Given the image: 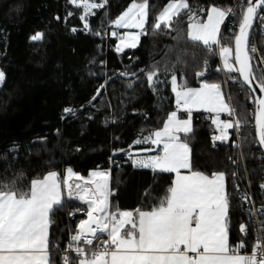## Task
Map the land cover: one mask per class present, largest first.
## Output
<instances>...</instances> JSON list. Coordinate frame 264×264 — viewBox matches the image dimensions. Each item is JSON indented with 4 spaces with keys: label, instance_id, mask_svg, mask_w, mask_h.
I'll return each mask as SVG.
<instances>
[{
    "label": "trees",
    "instance_id": "1",
    "mask_svg": "<svg viewBox=\"0 0 264 264\" xmlns=\"http://www.w3.org/2000/svg\"><path fill=\"white\" fill-rule=\"evenodd\" d=\"M169 1L148 0L147 34L141 35L137 47L117 52L118 38L106 36L105 31H115L113 21L132 0H107L103 8L88 16L87 30L80 19L82 9L69 0H0V69L5 73L0 86V181L17 178V187L24 191L32 179L51 171L63 180L68 168L85 178L100 170L112 175L117 191L113 210H150L165 197L173 173L134 167L127 152L150 148V143L135 141L161 128L175 109L173 73L186 87L201 82L223 87L216 53L190 40L187 33L194 19L205 20L210 7L227 9L236 0H187L190 11L174 18L171 28L162 25L153 29L155 17ZM239 12L240 5H236V27L224 29L221 36L226 46H233ZM36 33L43 37L33 41ZM257 39L264 58V33ZM154 68L159 69L154 78L159 82L150 86L147 73ZM137 71L132 78L120 75ZM201 71L206 74L198 76ZM255 71L261 72L256 65ZM105 83L106 88L98 92ZM230 94L243 124L242 154L248 176L260 196L264 153L256 138L254 98L240 77L230 84ZM65 108L73 111L66 113ZM212 118L203 112L193 114V132L186 138L192 169L209 175L226 174L231 245L243 240L246 249L253 250L257 235L236 189V175L245 181L241 154L233 135L227 141L213 142L212 137L219 132ZM83 207L64 196L62 204L50 213L52 264H64L60 249L84 216L79 211ZM72 211H77L74 220L70 218ZM241 224L247 226L246 236L239 231Z\"/></svg>",
    "mask_w": 264,
    "mask_h": 264
},
{
    "label": "snow or ice",
    "instance_id": "2",
    "mask_svg": "<svg viewBox=\"0 0 264 264\" xmlns=\"http://www.w3.org/2000/svg\"><path fill=\"white\" fill-rule=\"evenodd\" d=\"M69 2L82 9L84 14L80 19L87 30L88 16L94 15L95 9L103 8L107 0ZM148 7V0H132L130 6L113 21L117 28L139 30L122 35L113 31L112 36L119 39L117 52L137 47L141 35L147 34ZM184 10L190 11L187 0H170L155 17L153 29L159 30L162 25L171 28L174 18ZM262 10L264 0H246L240 6L239 31L233 37L234 47L222 44L220 38L221 25L230 15H236L231 8L212 6L207 10L206 22L193 18L187 33L190 40L201 42L208 50L213 45H219L223 69L239 73L252 93L256 92L253 82L264 93V71L257 74L253 65L252 54L257 49L249 46V33L254 21L259 18L264 23ZM42 37V33H36L31 39L37 41ZM158 75V68L147 73L150 86L159 82L154 79ZM197 75L204 76L205 73L201 71ZM4 80L5 73L0 70V85ZM171 87L177 111L167 116L160 130L135 141L136 144L150 143L160 151L147 157L137 154L132 161L137 168L175 174L165 197L147 211L113 210L110 172L100 170L92 171L85 178L68 168L63 180L57 172L51 171L42 178L32 179L24 191L17 187V178L0 181V264H50V213L63 202L65 193L62 185L67 189V197H74L87 205V219L79 222L77 233L71 237L74 243L68 245V249L76 253L77 264H264V241L259 237L251 254H242L246 248L243 240L234 246L229 243L230 198L226 174L213 172L209 175L192 170L191 149L186 140L193 132L194 110L215 114L212 124L219 134L212 137L214 143L227 141L230 138L229 129H239L241 119L227 103L219 83L203 82L199 88H189L178 83L173 73ZM253 102L256 138L264 147V95L255 96ZM180 110L187 114V118L178 116ZM64 111L73 110L65 108ZM221 113H227L234 119L222 120ZM181 134L185 139L181 138ZM129 155L132 156L131 153ZM181 170H188V174H182ZM73 179L76 182H70ZM241 200L248 201L250 197L245 193ZM239 231L246 236L247 226L241 224ZM101 234L107 238L101 240ZM94 241L100 246L91 254L80 246L81 242L90 246ZM64 264H70L67 255L64 256Z\"/></svg>",
    "mask_w": 264,
    "mask_h": 264
},
{
    "label": "built area",
    "instance_id": "3",
    "mask_svg": "<svg viewBox=\"0 0 264 264\" xmlns=\"http://www.w3.org/2000/svg\"><path fill=\"white\" fill-rule=\"evenodd\" d=\"M245 3H246V0H236L234 5L230 8L233 9V12H234V7L236 5L241 6L242 4H245ZM261 15H264V10L261 11ZM235 27H236V22L234 20V15H230L225 20L224 24L222 25L220 38L224 32V29L227 28L229 30H233ZM260 33H264V23H262L261 20L258 18V19H256V23L254 26V30L252 33L251 42H250L249 46L255 47L257 49V51L255 53H253L252 56L254 58V61L257 64V67H259V70L264 71V61L262 60V51H261V48L259 46V42L257 39L258 34H260ZM109 34H111V33L108 30H106L105 35L109 36ZM210 51L215 52L217 55L218 67L221 71L223 84H224L225 91L227 93L228 101H229L230 106L235 109V107L232 104V100H231L230 84L237 81L239 74L235 73V72L229 73L227 70L223 69V61L219 55V45L212 46V49ZM100 64L102 65L103 63H100ZM204 73L206 74V71H204ZM106 86H107V84L105 83L103 85V87L106 88ZM229 119H234V117H229L227 115V113H225V115H223V117H222V120H229ZM242 128H243V124L239 129H237V128L229 129L230 136H232V135L235 136L233 143H234V146L237 147V149L239 150V152L241 154V159H242L244 170H245V181H242L238 175L235 176L236 177V189L238 191L239 198H240V201L242 203L243 209L251 216L252 224H253V227L255 229L257 237H259L262 241H264V200L262 199V195H264V188H261V185H264V179L259 186V195L260 196H257L255 191L253 190V186H252L250 178L248 176V172H247L245 161H244L243 154H242V150H243L242 149V143H241V139L243 137ZM159 151H160V149L158 150V152ZM70 182L74 183L76 181L73 179V181H70ZM110 188L114 192V195H112L110 197V201L112 204L113 198L117 195V191L113 187L111 174H110ZM63 189H64L65 197H67V195H66L67 189L64 187H63ZM245 193L248 194V196L250 197V200H248V201H242L241 200L242 194H245ZM67 198L70 200L76 201V202L80 203L81 205H84L85 207H83V208H81V210H79L81 212V214H83L84 216L78 220L77 225H76V230L69 233L68 240L65 243V246L60 249V254H61V258H62L63 262H64V256H66V255L70 257V261L73 258H77L76 253L74 251L68 249V245L70 243H74V242H72L71 237L77 233L79 222L81 220L87 219V216H86L87 205L84 204L83 201H80L74 197L73 198L67 197ZM76 216H77V211H72L70 214V218L74 220L76 218ZM106 238L107 237L105 234L100 235L101 240L106 239ZM94 242H95L94 246L86 245L83 242H81L80 246L84 247L86 249V251H88L89 254H91L92 251L97 250V248L100 246L99 242H97V241H94ZM252 251L253 250H247L245 248L242 250V254H251Z\"/></svg>",
    "mask_w": 264,
    "mask_h": 264
},
{
    "label": "crops",
    "instance_id": "4",
    "mask_svg": "<svg viewBox=\"0 0 264 264\" xmlns=\"http://www.w3.org/2000/svg\"><path fill=\"white\" fill-rule=\"evenodd\" d=\"M170 2V1H169ZM168 2V3H169ZM167 3V4H168ZM166 4V5H167ZM130 6V5H129ZM217 7V6H216ZM211 8V7H210ZM209 8V9H210ZM208 9V10H209ZM206 20H207V16H206V18H205V20L203 21V22H206ZM191 23H193V22H191ZM190 23V24H191ZM189 24V25H190ZM114 25V24H113ZM114 28H115V31H118L119 32V34H123V33H125V32H127V31H133V32H135V31H139L138 29H123V28H117V27H115V25H114ZM221 28H222V25H221ZM140 39H141V37H140ZM140 42V41H139ZM118 44H119V39H118ZM126 49V48H125ZM178 79V78H177ZM178 83H179V81H178ZM202 83L203 82H201L199 85H197V86H193V87H189V88H199V87H201V85H202ZM222 88V91H223V93H224V96H225V99H226V101H227V103H229V101H228V98H227V93H226V91H225V88H224V84H223V87H221ZM171 90H172V87H171ZM173 92V91H172ZM173 97H174V103H175V109L174 110H172V111H177V105H176V100H175V93L173 92ZM171 111V112H172ZM171 112H169V114L171 113ZM195 112H203V113H206L207 115H209V116H211V117H214L215 116V114L214 113H208V112H206V111H204V110H199V111H196V110H194L193 112H192V126H193V114L195 113ZM182 113H184L185 115L184 116H182L181 114ZM168 114V115H169ZM223 115H225V113H221L220 114V118L222 119V116ZM178 116L181 118V119H184V118H187V114L183 111V110H180V111H178ZM167 119V118H166ZM165 122H166V120H165ZM164 122V123H165ZM163 127V126H162ZM161 127V128H162ZM161 128H159V129H157V130H160ZM157 130H155V131H157ZM219 134V133H218ZM217 134V135H218ZM183 134H181V136H182ZM182 138V137H181ZM147 149V148H146ZM148 149H155V151H150V152H147V151H144L145 149H140V148H133V149H130L128 152H127V155L130 157V155H129V153H131L132 155L133 154H139L140 156H143V157H147V156H152V155H156V154H158V148H156L154 145H152L151 144V147L150 148H148ZM150 153V154H149ZM130 159L132 160V158L130 157ZM191 162H192V160H191ZM193 170V169H192ZM182 171V174H188V170H181ZM194 171H197V170H194ZM56 172V171H55ZM49 173V172H48ZM47 173V174H48ZM58 173V172H57ZM46 174V175H47ZM111 174V173H110ZM173 181H174V179H175V174L173 173ZM66 178V173H65V175H64V179ZM226 187H227V180H226ZM62 190H63V192H64V189H63V185H62ZM65 196V195H64ZM144 211H147V210H144ZM132 212H134L135 213V210L134 211H132ZM49 236H50V227H49ZM229 243L231 244V242H230V234H229ZM49 253H50V248H49ZM50 258H51V254H50ZM77 260H78V258L75 260V264H77ZM50 264H52L51 263V261H50Z\"/></svg>",
    "mask_w": 264,
    "mask_h": 264
},
{
    "label": "water",
    "instance_id": "5",
    "mask_svg": "<svg viewBox=\"0 0 264 264\" xmlns=\"http://www.w3.org/2000/svg\"><path fill=\"white\" fill-rule=\"evenodd\" d=\"M255 23H256V20L254 21V23H253V27H252V30H251L250 33H249V45H250V42H251V37H252V33H253V30H254ZM238 31H239V28L237 29V32H236V33H238ZM233 47H234V42H233ZM253 65H254V70H255V65L257 66V64H256V62L254 61V58H253ZM139 72H140V71H137L136 73H133V74H127V73H126V75H123L125 72H122L120 75H121L122 77L132 78V77H134L136 74H138ZM238 74H239V73H238ZM239 77H240V74H239ZM240 79L242 80V77H240ZM108 80H109V79H108ZM242 82H243V80H242ZM246 87L251 91V89H250L248 86H246ZM252 87L256 88V92H255V93H252L253 98H254L255 96H262V95H264V93H261V92L259 91V85H258L256 82H253ZM102 89H103V85L99 88L98 92H100ZM255 131H256V130H255ZM259 145H260V144H259ZM260 147H261V149H262V152L264 153V147H262L261 145H260Z\"/></svg>",
    "mask_w": 264,
    "mask_h": 264
},
{
    "label": "rangeland",
    "instance_id": "6",
    "mask_svg": "<svg viewBox=\"0 0 264 264\" xmlns=\"http://www.w3.org/2000/svg\"><path fill=\"white\" fill-rule=\"evenodd\" d=\"M1 70V69H0ZM0 86H2V85H0ZM147 152H150V151H147ZM150 154V153H149ZM136 155L137 154H133L132 156H131V158H132V161H133V159L136 157ZM140 156V155H139Z\"/></svg>",
    "mask_w": 264,
    "mask_h": 264
}]
</instances>
